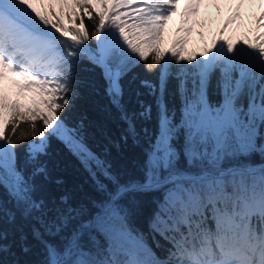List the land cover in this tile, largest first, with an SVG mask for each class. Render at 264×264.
Wrapping results in <instances>:
<instances>
[{
  "label": "snow or ice",
  "instance_id": "6c2138e0",
  "mask_svg": "<svg viewBox=\"0 0 264 264\" xmlns=\"http://www.w3.org/2000/svg\"><path fill=\"white\" fill-rule=\"evenodd\" d=\"M203 2L189 0L185 23ZM178 3L0 0V264H34L24 257L36 245L38 264H264V164L257 169L249 160L264 158V11L254 42L222 39L216 51L184 55L192 32L186 27L177 29L185 35L166 58L160 44ZM21 47L28 60L17 63ZM141 68L155 79H141ZM97 69L102 86L80 75ZM101 89L105 110L126 125L121 140L140 146L143 136L139 180L112 176L111 165L87 145L91 122L78 105ZM126 94L135 97L134 108ZM170 95L178 108L169 107ZM153 119L154 131H138V122ZM21 121L29 133L19 132ZM53 141L93 178L99 170L112 182L95 213L66 192L45 194L49 183L64 184L49 168ZM181 158L187 167H178ZM257 170L258 198L251 190ZM149 193L158 194L148 221L151 244L129 224L136 198Z\"/></svg>",
  "mask_w": 264,
  "mask_h": 264
},
{
  "label": "trees",
  "instance_id": "16d2710c",
  "mask_svg": "<svg viewBox=\"0 0 264 264\" xmlns=\"http://www.w3.org/2000/svg\"><path fill=\"white\" fill-rule=\"evenodd\" d=\"M91 27V22H89ZM185 28L184 22L178 21L176 16H172L167 22L160 48L165 51L166 58H170V53L167 51L171 48L172 43L179 37L184 36L185 33L177 31V29ZM192 32L187 35V43L183 47L182 54L192 55L203 52L206 49L204 44L198 45L199 42L194 38L195 33ZM222 39L231 40L234 44L239 40L238 34L234 28L225 29L222 32ZM240 41V40H239ZM83 68V66H82ZM141 79L154 80V76H148L143 72V69H138ZM80 75L88 79L97 81L98 86H102L103 81L100 79L99 69L96 72L81 71ZM18 78V77H17ZM12 79V78H10ZM19 79V78H18ZM5 87L10 95V98L15 99L14 89L8 81H5ZM174 89L170 85L169 91ZM145 92L144 89H141ZM146 104L152 103V98L146 94L142 97ZM169 107H179V100L173 96H168ZM212 101L219 99L217 96H211ZM135 97L130 94H126L125 101L130 108H134ZM107 100L103 96L102 89L100 94L93 96L78 105V112H85L91 122L89 126V132L87 136V145L93 153L99 156L102 160L111 165L110 172L112 176L118 177L121 182H127L129 180H139L143 176L142 163H143V136H141V144L137 146L133 144L131 140L124 143L121 140V136L125 132L126 125L119 119L118 114L114 110H105ZM177 118L179 116L177 115ZM19 132L29 133L30 128L23 121L18 122L17 125ZM147 127L149 130H155V120L152 121H140L138 122V131ZM19 132L17 135H19ZM250 162L257 166L264 164V158L259 154H254L249 157ZM49 168L54 177H62L64 180L63 186H56L54 183H49L46 186V195L58 196L62 192H66L71 195L72 200L77 205H83L89 214H93L98 210V205L101 204L107 197L108 191L112 188V182L100 174L97 170L95 178L89 174L80 164L75 156H73L62 144L53 141L50 148V155L48 157ZM178 167H187L183 158L178 163ZM260 172L257 170L253 173L252 192L258 198L261 191L259 182ZM98 185L105 190L98 189ZM3 195V193H0ZM158 194L149 193L138 196L137 199V211L130 217L129 224L135 231H140L148 237V243H152L151 236L148 234V221L154 210L153 200ZM96 205V206H94ZM159 239V237H157ZM154 251L158 255H163L162 251L158 248H154ZM29 261L38 264L43 259L42 251L39 245L34 247L33 253L27 257H24Z\"/></svg>",
  "mask_w": 264,
  "mask_h": 264
},
{
  "label": "rangeland",
  "instance_id": "374dc122",
  "mask_svg": "<svg viewBox=\"0 0 264 264\" xmlns=\"http://www.w3.org/2000/svg\"><path fill=\"white\" fill-rule=\"evenodd\" d=\"M188 2L189 0H179L176 11L172 16L176 15L179 20L184 22L185 28L191 27L195 33L194 38L199 42L198 45L204 44L206 48H213L215 43L221 41V31L225 22L227 24L225 28H236L239 40L248 42V36H250L252 27L255 26V20L257 19V15H254L253 10L264 11V2L262 0H244L243 7H239L240 0H204L198 12L191 15L188 18V22L185 23L183 13ZM237 10L240 16L234 19V13ZM21 49L28 51L23 47ZM215 49L213 48V51ZM34 66H36L35 60Z\"/></svg>",
  "mask_w": 264,
  "mask_h": 264
},
{
  "label": "bare ground",
  "instance_id": "6f19581e",
  "mask_svg": "<svg viewBox=\"0 0 264 264\" xmlns=\"http://www.w3.org/2000/svg\"><path fill=\"white\" fill-rule=\"evenodd\" d=\"M227 1H231V0H227ZM260 12H261L260 10H256V9L253 10L254 15H257V17H258V15H259Z\"/></svg>",
  "mask_w": 264,
  "mask_h": 264
}]
</instances>
